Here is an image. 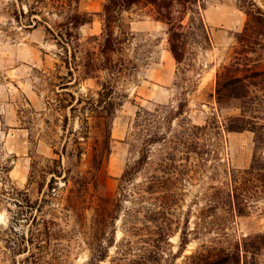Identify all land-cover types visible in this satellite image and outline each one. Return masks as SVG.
I'll use <instances>...</instances> for the list:
<instances>
[{
  "label": "rangeland",
  "instance_id": "rangeland-1",
  "mask_svg": "<svg viewBox=\"0 0 264 264\" xmlns=\"http://www.w3.org/2000/svg\"><path fill=\"white\" fill-rule=\"evenodd\" d=\"M60 1L0 0V264H21L25 257L14 258L5 243L12 225L29 232L26 222L17 223L19 209L11 199L12 192L26 189L40 204L49 199L44 213L58 223L52 225L51 243L60 245L64 264H191L202 251L214 257L228 252L241 264H264V79H251V93L242 99L219 103L217 94L218 75L221 83L228 80L224 67L234 64L237 53L251 64V72L264 70V37L256 51L238 40L248 20L241 0H202L210 41L196 30L199 21L193 24L198 34L189 36L181 63L153 5L141 2L124 11V22L134 32L124 55L137 68L119 80L124 105L112 121L110 153L98 184L76 213L66 209L72 184L64 180V149L77 151L79 138L80 169L87 171L107 144L90 104L82 109L84 102L76 114L67 107L71 93L77 100L99 99V80L86 78L75 63L71 75L63 62L67 53L46 22L35 26V17L47 18L50 26L64 21L54 8ZM106 1L80 0V11L95 13L94 22L78 30L82 45L102 33L97 13ZM255 2L264 10V0ZM29 6L42 15L28 16ZM208 9H215L210 20ZM62 82L71 86L62 88ZM182 105L184 113L176 117ZM240 122L245 130H229ZM156 138L160 142L144 152V141ZM145 155L140 171L122 181L125 170ZM61 161L64 175L49 173ZM51 183L55 189L49 196ZM117 213L120 219L114 221ZM114 229L115 243H98L101 236L111 238ZM102 247L107 257L98 260Z\"/></svg>",
  "mask_w": 264,
  "mask_h": 264
},
{
  "label": "trees",
  "instance_id": "trees-1",
  "mask_svg": "<svg viewBox=\"0 0 264 264\" xmlns=\"http://www.w3.org/2000/svg\"><path fill=\"white\" fill-rule=\"evenodd\" d=\"M248 1L251 3H248ZM79 2L80 0H61L58 8L57 6H54V8L59 10L58 15H65L64 21L56 22L51 24V26L47 18L43 17L42 20L34 18L37 23L36 27L42 22H46L47 30L55 36V39L66 51V59L63 62L69 68L70 74L73 75L71 69L73 63H75L76 70L81 67L86 78L98 79L101 85V90L98 92L99 99L90 97L86 98V100L82 96L77 100L76 96L71 93L70 96L73 99L67 106L71 108L73 114H76L84 102L86 105L82 109H87L90 104V109L97 114L96 117L100 118L103 123L104 139L107 144L101 155L94 154L92 167L87 171L80 169L84 153L80 145V139L76 138L75 140L79 144V147H77L78 152L75 149L68 152L67 146L65 147V153L68 154V167L64 180L66 184H72L66 198V209L72 213L79 212L82 209V203L85 201L91 186L98 184V175L104 164L105 156L107 157L110 153L109 143L112 140V121L116 111L124 105L122 94L118 91L119 80L122 75L132 74L137 68V64L131 60L127 61L124 55L126 45L131 43L132 38H134V32L130 24L124 22V11L130 10L134 5L141 2L153 5L156 12V20L168 26L170 51L178 63L184 60L189 46V36L198 34L196 31L194 33L193 24L199 21L200 27H196V30L199 31L201 37L210 41L202 15V9H205L202 0H107L103 10L97 13L103 23L102 33L100 35H92L87 41V45H82L78 30L84 25L92 24L95 13L80 11ZM73 3L76 5L73 6ZM241 9L247 14L248 20L244 32L238 33V40L243 46L256 51L255 48L257 46L263 45L261 38L264 37V10L255 0H241ZM23 12L25 14V11ZM27 15L34 17L42 15V13L39 8L29 6ZM188 17L190 22L185 24ZM235 60L234 64L224 67L229 76L224 84L221 83V76L218 75L220 80L217 88L219 103H226L230 98L242 99L247 97L251 93L253 84L249 81L259 77L264 79V70L255 69V71L251 72L250 68L252 66L243 60L242 53H237ZM60 86L68 88L67 86L71 85L62 82ZM224 90H227L226 94ZM143 111L145 109L142 108L138 112V126L140 125L139 122ZM183 113L184 106L182 105L176 117H180ZM246 128L247 125L244 122H240L238 125L231 124L229 130L243 131ZM253 131L258 134L257 127H254ZM159 142V138L145 140L144 152H147L149 146ZM146 159H148V156L146 157L145 155L140 158L135 167L126 169L122 176V181L131 180L134 171H140ZM59 163V167L51 169L49 173L63 176L64 172L59 169L62 161ZM53 181H55L54 177ZM54 189L55 186L51 183L49 192H46V195L52 196ZM122 194L124 198L127 197L125 192H122ZM11 195H15L11 199L19 209L15 217L17 223L24 221L30 226V229L29 232H19L13 225L8 228L7 231L11 236L10 239H6V250L14 258L25 255L21 260V264H64L61 262L63 253L60 245L51 243L53 239L52 225L58 223L56 220L47 219L44 213L45 205L50 202L49 199L45 198L40 204L39 201H34L30 197L28 189L16 190ZM121 200L122 198H119L118 202ZM117 219H120L119 213L114 217V221H117ZM128 230L134 232V230ZM115 233L114 229L112 237L107 239L101 236L98 243H115ZM183 243H188L185 242V238ZM98 252V260H103L107 257L104 247L100 248ZM230 257L231 254L228 252L214 257L211 252L205 253L202 251L191 257V264H241L240 258L237 257L233 261Z\"/></svg>",
  "mask_w": 264,
  "mask_h": 264
},
{
  "label": "crops",
  "instance_id": "crops-1",
  "mask_svg": "<svg viewBox=\"0 0 264 264\" xmlns=\"http://www.w3.org/2000/svg\"><path fill=\"white\" fill-rule=\"evenodd\" d=\"M214 12H215V9H208L207 10L208 20L212 19V15L214 14ZM232 22H234V21L232 20Z\"/></svg>",
  "mask_w": 264,
  "mask_h": 264
}]
</instances>
